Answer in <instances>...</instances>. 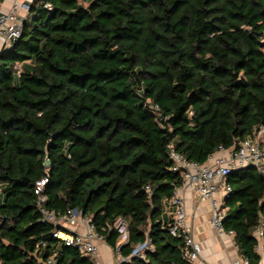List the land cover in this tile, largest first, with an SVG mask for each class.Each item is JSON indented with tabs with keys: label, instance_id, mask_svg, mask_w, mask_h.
<instances>
[{
	"label": "trees",
	"instance_id": "16d2710c",
	"mask_svg": "<svg viewBox=\"0 0 264 264\" xmlns=\"http://www.w3.org/2000/svg\"><path fill=\"white\" fill-rule=\"evenodd\" d=\"M21 26L0 48L1 264H95L42 218L44 176V206L78 208L113 250L126 221L121 255L150 238L122 264H188L161 218L182 179L168 146L204 163L264 125V0H32ZM226 179L222 229L264 264V176Z\"/></svg>",
	"mask_w": 264,
	"mask_h": 264
},
{
	"label": "built area",
	"instance_id": "2783aa9c",
	"mask_svg": "<svg viewBox=\"0 0 264 264\" xmlns=\"http://www.w3.org/2000/svg\"><path fill=\"white\" fill-rule=\"evenodd\" d=\"M32 0H11L7 9H0V48L10 46L19 37L24 17L22 12H29ZM264 52V50H263ZM169 156L173 161V170L182 172V179L165 201V208L170 214L169 232L173 237H179L183 241L182 255L188 264H200L198 244L192 238L186 222V205L184 192L189 190L195 193L199 200H209L210 221L218 229H222L224 209L222 199L231 190L227 183V175L234 169L246 165H253L264 176V125H258L244 139L237 141L236 147L222 148L219 146L208 155L204 163L188 161L183 155L176 152L172 145L168 146ZM47 177H41L35 182L33 193L37 196V206L42 218L52 223L57 229L53 236L60 237L66 246L77 247L81 255L94 259L97 256L98 241H104L103 237L95 231L94 225L89 223V217L83 215L78 208L68 209L64 214L56 215L54 211L44 206L46 195L43 186ZM264 198V195H263ZM81 223L86 226L83 233H71L64 229L67 224ZM114 228L118 234V243L113 250L116 264L126 263L131 257L144 258L145 252L153 249L152 241L146 235L143 242H137L130 255L120 254V248L126 244L128 238V224L122 217L114 221ZM62 236H59V233ZM230 235L232 231H227ZM247 264V260L244 259ZM1 264V261H0ZM45 264H57L53 256L45 260ZM95 264H101L95 261Z\"/></svg>",
	"mask_w": 264,
	"mask_h": 264
},
{
	"label": "crops",
	"instance_id": "0c3cea01",
	"mask_svg": "<svg viewBox=\"0 0 264 264\" xmlns=\"http://www.w3.org/2000/svg\"><path fill=\"white\" fill-rule=\"evenodd\" d=\"M11 0H0V9H7ZM28 12H22L25 18ZM184 199L186 205V222L191 232L192 238L198 244V255L200 264H246L236 249L233 237L226 231L216 229L210 221L209 200H199L194 192L185 191ZM161 218L170 220L168 208L164 209ZM66 231L73 234L83 233L86 226L81 223L67 224ZM256 251L261 255V262L264 261L263 239L259 237ZM106 254L107 257H104ZM94 261L101 264H116L113 249L106 241H98L97 256Z\"/></svg>",
	"mask_w": 264,
	"mask_h": 264
},
{
	"label": "water",
	"instance_id": "95a60500",
	"mask_svg": "<svg viewBox=\"0 0 264 264\" xmlns=\"http://www.w3.org/2000/svg\"><path fill=\"white\" fill-rule=\"evenodd\" d=\"M264 36V35H263ZM262 42V44L264 45V38H263V40L261 41ZM160 116H162V114H160ZM237 141H239V139H237ZM44 162H43V165H44V167H48L49 165H50V160L48 159V157H47V151H46V149H45V157H44Z\"/></svg>",
	"mask_w": 264,
	"mask_h": 264
},
{
	"label": "rangeland",
	"instance_id": "374dc122",
	"mask_svg": "<svg viewBox=\"0 0 264 264\" xmlns=\"http://www.w3.org/2000/svg\"><path fill=\"white\" fill-rule=\"evenodd\" d=\"M59 236H62V235H59ZM105 256L104 257H107V255L106 254H104Z\"/></svg>",
	"mask_w": 264,
	"mask_h": 264
},
{
	"label": "bare ground",
	"instance_id": "6f19581e",
	"mask_svg": "<svg viewBox=\"0 0 264 264\" xmlns=\"http://www.w3.org/2000/svg\"><path fill=\"white\" fill-rule=\"evenodd\" d=\"M59 234H60V235H62V233H61V232H60Z\"/></svg>",
	"mask_w": 264,
	"mask_h": 264
}]
</instances>
